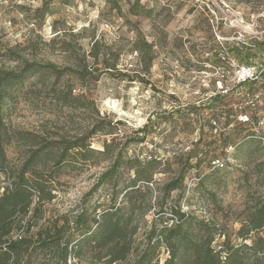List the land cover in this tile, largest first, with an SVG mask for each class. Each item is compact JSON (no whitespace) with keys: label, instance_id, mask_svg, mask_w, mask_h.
Segmentation results:
<instances>
[{"label":"trees","instance_id":"16d2710c","mask_svg":"<svg viewBox=\"0 0 264 264\" xmlns=\"http://www.w3.org/2000/svg\"><path fill=\"white\" fill-rule=\"evenodd\" d=\"M39 1L42 6L35 11L36 20L55 15L51 0ZM102 1L121 12L119 0ZM69 4L70 0L64 3ZM145 9L138 2L131 13L137 16ZM52 28L57 35L43 44L59 53L61 65L10 58L17 65L0 70V177L4 184L0 264H264V192L252 199L245 216L236 222L217 194L227 188L229 173L221 170L225 162L217 160L216 169L188 186L187 174L194 167L172 171L170 164L158 158L128 156L129 145L144 143L147 133L135 141L119 142L114 138L116 124L101 114L86 91L76 95L74 87L63 84L65 78L74 77L85 88L89 81L99 82L103 74L115 76L121 49L103 45L93 35L86 51L85 30L62 31L56 21ZM130 52L137 54L141 71L149 73L156 59L153 45L138 36ZM74 54L78 55L74 58ZM117 76L134 81L128 75ZM246 84H259L264 90V84ZM42 89L52 91V117L61 118L68 110L82 119L79 129L63 126L58 131L32 133L14 127L12 106L21 95L41 99ZM140 132L145 133L146 127ZM97 136L110 140L96 149L92 140ZM259 144L250 137L236 151ZM13 146L21 148L16 162L8 157ZM104 162L110 165L96 176L73 210L45 216L44 207L57 200L71 172H90ZM254 170L257 177L264 175V157ZM166 173L173 175L158 182V176Z\"/></svg>","mask_w":264,"mask_h":264},{"label":"rangeland","instance_id":"374dc122","mask_svg":"<svg viewBox=\"0 0 264 264\" xmlns=\"http://www.w3.org/2000/svg\"><path fill=\"white\" fill-rule=\"evenodd\" d=\"M65 1L51 0L55 15L36 20L35 11L42 6L39 0H0V70L17 65L10 58L61 65L59 53L43 44L57 35L54 21L62 31L85 30L86 51L93 35L101 44L121 49L118 74L128 75L133 82L118 74H103L99 82L89 81L85 88L74 77L65 78L63 84L74 87L76 95L86 91L101 114L116 124L114 138L119 142L135 141L147 133L144 143L129 145L128 156L158 158L172 171L194 167L187 174L188 186L216 169L217 160L225 162L219 168L229 173L228 184L217 194L230 219H242L252 199L264 192V175L257 177L254 170L264 157V95L258 104L251 102L264 90L259 84L236 86L232 61L245 67L264 66V0H119L121 12L102 0H70L68 6ZM138 2L147 14L131 13ZM138 36L153 45L156 57L145 74L137 54L130 52ZM52 97L49 89H42L39 100L21 95L12 106L11 123L32 133L63 126L79 129L82 119L68 110L61 118L52 117ZM145 127L146 132H140ZM250 137L259 146L246 145L237 153L236 146ZM105 139L110 140L95 137L93 147L101 149ZM20 155V147L8 150L13 162ZM109 165L104 162L90 172H71L57 200L44 207L45 216L73 210ZM171 175L162 174L157 181ZM3 186L0 177V193Z\"/></svg>","mask_w":264,"mask_h":264},{"label":"built area","instance_id":"2783aa9c","mask_svg":"<svg viewBox=\"0 0 264 264\" xmlns=\"http://www.w3.org/2000/svg\"><path fill=\"white\" fill-rule=\"evenodd\" d=\"M232 67L235 69L236 86L247 83L249 81H257L264 84V66L245 67L239 66L235 60L232 61ZM264 93L258 92L252 98V103L258 104ZM244 122H249L250 119H244Z\"/></svg>","mask_w":264,"mask_h":264}]
</instances>
